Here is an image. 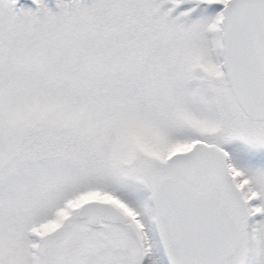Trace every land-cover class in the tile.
<instances>
[{
    "label": "snow or ice",
    "instance_id": "6c2138e0",
    "mask_svg": "<svg viewBox=\"0 0 264 264\" xmlns=\"http://www.w3.org/2000/svg\"><path fill=\"white\" fill-rule=\"evenodd\" d=\"M0 264H264V0H0Z\"/></svg>",
    "mask_w": 264,
    "mask_h": 264
}]
</instances>
